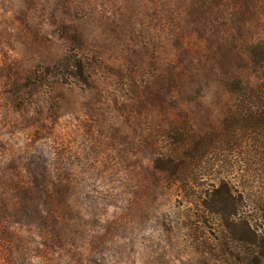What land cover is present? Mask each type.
Here are the masks:
<instances>
[{
	"label": "rangeland",
	"instance_id": "rangeland-1",
	"mask_svg": "<svg viewBox=\"0 0 264 264\" xmlns=\"http://www.w3.org/2000/svg\"><path fill=\"white\" fill-rule=\"evenodd\" d=\"M263 39L264 0H0V264H259L202 202L224 178L264 232L263 139L159 168L169 130L221 131Z\"/></svg>",
	"mask_w": 264,
	"mask_h": 264
},
{
	"label": "trees",
	"instance_id": "trees-1",
	"mask_svg": "<svg viewBox=\"0 0 264 264\" xmlns=\"http://www.w3.org/2000/svg\"><path fill=\"white\" fill-rule=\"evenodd\" d=\"M250 65L258 80L257 84L254 87L240 81H231L228 84V92L234 97V109L223 119L221 131L195 135L193 131L188 130L186 125H179L169 130L172 156L165 159L168 166L167 168L162 166L159 168L160 171L169 172L176 181L189 184L188 171L191 166L203 164L214 168L217 164L216 158L222 159L225 158V154L241 151L243 144L253 140L251 136H258L264 140V113L260 111H264V39L252 47ZM64 66L78 81L83 84L87 83L86 77L88 76L77 55L70 56ZM249 157L248 155L247 158ZM162 161L156 158L154 164L159 165ZM238 189L234 191L231 182L223 178L216 186H213L210 193H207L202 205L208 209H211L212 204L220 207L214 210V213L229 223L226 229L230 231V234L235 235L236 241L254 247L256 249L255 258L259 264H264V232L259 235V230L241 219L243 216L240 210L245 199L243 198L244 193H240ZM258 215L259 220L264 223V214ZM238 226L244 231L235 234Z\"/></svg>",
	"mask_w": 264,
	"mask_h": 264
}]
</instances>
